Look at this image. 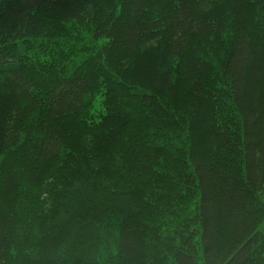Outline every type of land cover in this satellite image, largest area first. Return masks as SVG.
<instances>
[{
	"label": "trees",
	"instance_id": "obj_1",
	"mask_svg": "<svg viewBox=\"0 0 264 264\" xmlns=\"http://www.w3.org/2000/svg\"><path fill=\"white\" fill-rule=\"evenodd\" d=\"M0 264H264V0H0Z\"/></svg>",
	"mask_w": 264,
	"mask_h": 264
}]
</instances>
